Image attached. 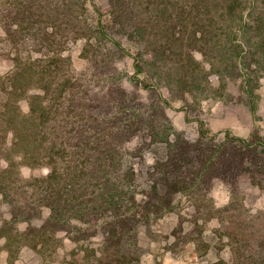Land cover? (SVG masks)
<instances>
[{
	"label": "trees",
	"instance_id": "1",
	"mask_svg": "<svg viewBox=\"0 0 264 264\" xmlns=\"http://www.w3.org/2000/svg\"><path fill=\"white\" fill-rule=\"evenodd\" d=\"M0 44L8 264L23 247L52 258L65 240L76 249L60 264H143L146 239L158 238L219 240L231 258L214 264H264V212L240 197L243 180L262 186L264 134H211L196 109L234 96L256 116L264 0H0ZM174 101L197 138L174 128ZM23 168L47 172L23 178ZM215 181L230 190L225 206ZM176 213L170 234L154 228Z\"/></svg>",
	"mask_w": 264,
	"mask_h": 264
},
{
	"label": "rangeland",
	"instance_id": "2",
	"mask_svg": "<svg viewBox=\"0 0 264 264\" xmlns=\"http://www.w3.org/2000/svg\"><path fill=\"white\" fill-rule=\"evenodd\" d=\"M97 3H103V0H96ZM1 46V44H0ZM79 47V46H78ZM78 47L74 49V56L78 55ZM84 67V62L78 60L76 69L81 70ZM9 68L8 61L0 56V74L7 72ZM217 84V81L215 82ZM230 93L236 94L237 85L230 84L228 87ZM260 98L256 116H253L248 107L240 102H236L233 96L232 100L210 99L199 104L196 109L200 119L204 123V127L211 133L222 136L225 132H230L234 135L249 136V134L257 129L261 134H264V76L260 79V88L258 90ZM183 103L174 101L171 108L167 109V115L175 129L183 131L189 139H195L199 135V123L197 121L187 122L185 112L181 110ZM47 170H30L27 168L21 169L23 178H29L35 175L46 174ZM262 186L252 184L250 180H243L240 183L241 198L243 196L244 203L251 212H264V180L261 181ZM211 196L217 207L225 206L229 203L231 194L228 186L222 181H215ZM241 200V199H240ZM180 212L186 214V203H182ZM188 208V207H187ZM8 216L7 207L0 202V219ZM179 220V214H171L157 223L154 228L160 231L163 235L170 234L175 224ZM183 225L190 229L189 219H182ZM217 227L216 220L207 221L204 224V234H210ZM21 229L25 228V224L20 225ZM173 238L169 240L158 238L155 240L146 239V252L142 256L143 264H214L222 259L228 261L231 258L230 250L225 246L223 241H216L214 247H206L195 245L194 242L184 244L182 242L175 243ZM200 243V242H198ZM3 242L0 240V264H8L6 254L2 247ZM76 245L65 240L58 248L55 255L47 260L41 258L35 251L29 247H23L14 261V264H60L69 259L74 254ZM69 262V260H68Z\"/></svg>",
	"mask_w": 264,
	"mask_h": 264
}]
</instances>
